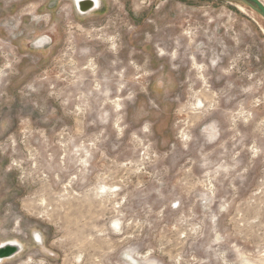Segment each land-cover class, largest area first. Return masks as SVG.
Segmentation results:
<instances>
[{
	"label": "rangeland",
	"instance_id": "374dc122",
	"mask_svg": "<svg viewBox=\"0 0 264 264\" xmlns=\"http://www.w3.org/2000/svg\"><path fill=\"white\" fill-rule=\"evenodd\" d=\"M101 2L0 0V264H264V19Z\"/></svg>",
	"mask_w": 264,
	"mask_h": 264
},
{
	"label": "water",
	"instance_id": "95a60500",
	"mask_svg": "<svg viewBox=\"0 0 264 264\" xmlns=\"http://www.w3.org/2000/svg\"><path fill=\"white\" fill-rule=\"evenodd\" d=\"M222 3H238L251 9L264 19V4L260 0H207ZM76 3V2H75ZM78 11L84 15L91 13L97 9L95 0H79L76 3ZM19 246L16 244H7L0 248V258H9L19 251Z\"/></svg>",
	"mask_w": 264,
	"mask_h": 264
},
{
	"label": "bare ground",
	"instance_id": "6f19581e",
	"mask_svg": "<svg viewBox=\"0 0 264 264\" xmlns=\"http://www.w3.org/2000/svg\"><path fill=\"white\" fill-rule=\"evenodd\" d=\"M77 1H79V0H75V2L77 3ZM95 2L97 3V9L95 10V11H93L94 13L95 12H98V11H100V10H102V8H103V3L101 2V0H95ZM92 12V13H93ZM85 14V13H84ZM88 14H90V13H88ZM83 15V14H82ZM40 20V19H39ZM1 78V77H0ZM1 86V85H0Z\"/></svg>",
	"mask_w": 264,
	"mask_h": 264
},
{
	"label": "flooded vegetation",
	"instance_id": "af4514ba",
	"mask_svg": "<svg viewBox=\"0 0 264 264\" xmlns=\"http://www.w3.org/2000/svg\"><path fill=\"white\" fill-rule=\"evenodd\" d=\"M104 8V7H103ZM103 10V9H102Z\"/></svg>",
	"mask_w": 264,
	"mask_h": 264
}]
</instances>
